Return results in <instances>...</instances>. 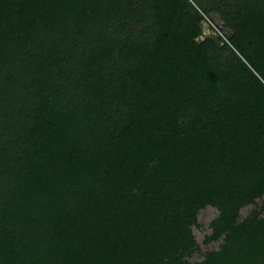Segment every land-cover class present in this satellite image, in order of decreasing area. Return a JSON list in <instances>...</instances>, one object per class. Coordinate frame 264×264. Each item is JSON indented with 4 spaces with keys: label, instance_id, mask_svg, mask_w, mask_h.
Masks as SVG:
<instances>
[{
    "label": "trees",
    "instance_id": "1",
    "mask_svg": "<svg viewBox=\"0 0 264 264\" xmlns=\"http://www.w3.org/2000/svg\"><path fill=\"white\" fill-rule=\"evenodd\" d=\"M0 264H264V0H0Z\"/></svg>",
    "mask_w": 264,
    "mask_h": 264
},
{
    "label": "rangeland",
    "instance_id": "2",
    "mask_svg": "<svg viewBox=\"0 0 264 264\" xmlns=\"http://www.w3.org/2000/svg\"><path fill=\"white\" fill-rule=\"evenodd\" d=\"M214 2L215 0H210L211 5L214 4ZM210 16L213 19L214 23L217 24L225 34L227 35L232 34L233 32L232 29L225 27V21L222 15L218 11H212ZM202 25L204 28V34L199 38V40H202L206 37H213L218 40L217 31L210 28V24L208 22H203ZM224 54L227 55L228 52L226 51ZM253 208L254 205H248L244 207L242 209V216L246 217L247 215H249ZM219 213L220 211L213 206H208L200 211L199 222L201 223V225L199 227L194 226V232L197 236L198 242L201 244V250L194 254V256L192 257V261L204 259L205 252H207L212 248L219 247V242H213L209 244L204 243L205 236L212 233L213 228L211 226V222L219 215Z\"/></svg>",
    "mask_w": 264,
    "mask_h": 264
},
{
    "label": "built area",
    "instance_id": "3",
    "mask_svg": "<svg viewBox=\"0 0 264 264\" xmlns=\"http://www.w3.org/2000/svg\"><path fill=\"white\" fill-rule=\"evenodd\" d=\"M205 22H208L210 24V28L213 27L214 30H216L218 34L223 36L226 41H229L228 38L226 37V34L223 32V30L217 24H215L214 21L211 20V18H208L206 16Z\"/></svg>",
    "mask_w": 264,
    "mask_h": 264
}]
</instances>
